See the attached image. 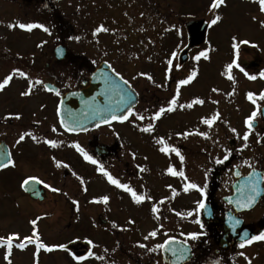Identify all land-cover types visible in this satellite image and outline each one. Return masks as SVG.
<instances>
[{
	"label": "flooded vegetation",
	"instance_id": "obj_1",
	"mask_svg": "<svg viewBox=\"0 0 264 264\" xmlns=\"http://www.w3.org/2000/svg\"><path fill=\"white\" fill-rule=\"evenodd\" d=\"M28 1H6L7 6L3 8L11 17L0 18V23L43 24L49 28L50 34L35 28L39 32L36 40L35 29L29 32L13 27L11 42L9 40L4 45L2 42L8 29L1 31L0 81L13 69H19L33 81L39 79L51 84L49 87L54 91L34 85L30 95L21 96L20 93L28 90L29 85L28 79L18 74H13L9 85L0 90V162H6L9 154L15 162V167L0 169V222L5 228L13 224L21 230L27 228L28 236L32 234L30 221L39 217L36 230L41 241L48 245L63 243L68 248V251L56 249L43 253L45 251L41 249L40 252L45 256H58L62 264H264V241L240 247L245 240L264 232V179H261V189L249 208L240 207L237 201L241 204L246 202L250 192L245 196L236 194L241 192L240 177L251 169L264 177V136L261 134L264 124L251 129L253 135L249 141L240 140L241 131L238 135L236 125L232 126L236 132L227 135V130L221 126L222 121L215 123L217 134L213 135L211 128L202 123L205 117L200 110L210 102L219 104L225 90L218 83L212 85L209 66L191 60V54L189 60L180 63L176 60L177 55L165 54L168 51L161 46L157 53L164 60H147L141 54V60L121 61L116 67L112 55L103 52L104 57L93 62L78 48L70 51L67 48L64 58L57 59L54 49L64 44L62 41L68 32L67 18L63 12H53L57 8L55 0H35L33 6ZM14 36L23 41L15 40ZM55 37L58 40L54 44H41L42 39L51 41ZM195 48L199 46L190 47L189 53ZM169 59L173 65L166 72ZM101 61H107L110 68L137 92L132 109L145 119L139 121L130 116L123 122L112 120L111 126L103 124L86 131H67L57 116L60 97L67 91L83 87ZM245 61L240 64L244 69L260 64V60ZM193 68L197 70V77L180 87L177 103L186 104L198 97L205 101L204 104L194 105L191 109L177 108L152 121L154 112L167 106L176 92L178 81ZM202 69L205 70L204 78L201 77ZM148 75L152 80L147 79ZM56 91H59V96ZM16 114L20 119L14 118ZM150 122L154 124L152 133L140 131ZM23 132H31L39 143L26 137L17 144ZM184 132L193 134L177 135ZM196 133H207V136ZM160 137L178 148L184 160L181 161L175 153H162L159 150L162 145L156 143ZM46 139L57 141L58 146L50 147L44 143ZM76 143L98 164L84 160L72 146ZM248 145H253L254 163L251 166L243 163ZM260 145H263L262 150ZM225 150H228L227 160H223ZM217 159L223 163L217 164ZM56 161L68 167H57ZM99 165H103L121 183L129 184L138 194L152 199L136 204L129 193L109 184L96 171ZM169 166L176 171L183 170L184 177L169 174ZM29 176H35L43 183L30 182L21 188L22 181ZM185 183L202 187L203 195L197 189L185 192ZM45 184L50 187H45ZM51 187L60 191L52 192ZM105 195L109 197L107 204L97 202ZM73 200L77 205L72 203ZM200 200L204 201L205 207L198 209ZM154 204L159 209L155 214L151 211ZM189 212L191 215H187ZM130 220L133 223H129ZM21 230L6 233H18L22 239ZM153 230L157 235L150 240L156 242L146 248L139 247ZM190 232H202L203 235L192 241L187 236ZM169 237L175 239L163 249L156 247ZM88 240L93 243L89 245ZM185 241L190 250L188 257L177 260L170 249L180 248ZM30 246L33 256L41 255L36 253L35 245ZM148 248L154 251L149 252ZM90 251L91 256L88 255ZM133 251L136 256H132ZM69 252L83 255L86 259L74 261Z\"/></svg>",
	"mask_w": 264,
	"mask_h": 264
},
{
	"label": "rangeland",
	"instance_id": "obj_2",
	"mask_svg": "<svg viewBox=\"0 0 264 264\" xmlns=\"http://www.w3.org/2000/svg\"><path fill=\"white\" fill-rule=\"evenodd\" d=\"M6 1L8 0H0V18L8 19L11 15L8 14L7 16L6 8H3L7 6ZM18 1L21 2V0ZM28 2L32 6L35 4V0ZM62 2L64 4L61 7L68 15V32L67 36L64 37L65 41L62 42L66 44L69 51L76 48L84 51L85 55H88L93 62L102 57L103 52L108 56L114 53V62L117 64L120 61L131 59L141 60L134 58V56L140 55L139 50L141 49L148 50L149 55L153 53L156 56H160L157 52L161 50V46H164L165 49L170 47L166 51H172L174 48L181 50L188 46L187 30L190 25L202 19L206 20L207 30L196 51L208 49L209 58H201L200 61L203 65L209 66L208 74L211 77L212 85L220 84L225 92H222L219 104L210 102L205 105L200 110L201 115L209 118L213 114L219 113L218 119L214 123L222 121L221 126L227 130V135L234 134L231 129H233V125H236L235 127L239 129L238 135L241 131L240 140H243L244 133L248 131L245 120L253 111L257 112L255 119L258 124H264L258 113L259 107L264 104V100L259 97V93L264 91V79L259 77V72L264 71V27L252 19L255 16L257 20H264V14L259 12L258 0H225V4L215 11L209 10L211 0H63ZM56 3L58 4L57 1ZM9 8H12V5ZM55 9L59 11L58 8ZM214 15L221 16V20L216 25L209 26ZM7 24H11V21ZM101 25L108 31L93 35L95 29ZM4 29H8V34L2 42L6 45L9 40L11 42L12 28L0 23V34L1 31H6ZM161 32H166L162 39L159 38ZM35 33L37 40L39 38L38 29H35ZM233 37H236L237 41H249L247 45H240L238 56L232 48ZM14 38L20 42L23 41L16 36ZM55 40H58L57 37L51 41L42 39L44 44H54ZM135 44L138 45V49H135L138 50L137 53L133 47ZM194 54L192 53L193 57L196 56ZM193 57L191 60L194 59ZM233 58L237 59L238 64L242 62L241 60L247 62L252 59L260 60V64L255 68L245 69L249 74L256 75L257 79L249 80L240 71L238 73V68L233 67L231 75L234 80H229L226 65L231 63ZM159 60H164V57H159ZM204 75L205 70L202 69L201 77L204 78ZM202 78L200 79L202 80ZM249 92L255 94V104L247 98ZM213 97L214 95H212ZM214 123L210 127V131L216 135L217 130ZM261 134L264 136V131ZM252 135L250 132L247 141L252 140ZM252 147L253 145H248L243 155L245 166H251L254 163ZM260 147L262 150L263 145ZM196 173L197 177L198 172ZM0 230V236L6 237V232L21 230V228L15 224L5 228V225L0 222ZM20 232L21 236H26L28 229H23ZM70 237L71 235L68 236V238ZM143 241L146 247L156 242L150 238ZM31 249L30 245L24 249L13 247L9 256L11 264H33V262L62 264L56 255L45 256L39 251L40 256H35L36 254L33 256ZM5 252L6 247L0 245V264H9L8 260L4 258ZM136 255V252L133 251L132 256Z\"/></svg>",
	"mask_w": 264,
	"mask_h": 264
},
{
	"label": "snow or ice",
	"instance_id": "obj_3",
	"mask_svg": "<svg viewBox=\"0 0 264 264\" xmlns=\"http://www.w3.org/2000/svg\"><path fill=\"white\" fill-rule=\"evenodd\" d=\"M225 4V0H211V4L209 6V10L210 11H215L216 9H219L222 5ZM258 8H259V12L264 14V0H258ZM253 20L257 21V23L260 24L261 27H264V20H257V17L253 16L252 17ZM221 20V16L219 15H214L212 17V19L210 20V24L209 26H213L216 25L219 21ZM9 28H13V27H19L20 29H24L27 31H31L32 29L35 28H39L42 29L45 33H49L50 34V30L48 27H46L43 24H36V23H19L17 25H13V24H8ZM108 31L107 28H104L102 25L97 27L95 29V32L93 33V35H95L96 33L99 32H106ZM76 39H79V37H76ZM233 43H232V48L233 50L236 51V55L238 56L239 54V47L241 44L247 45L249 44L248 40H239L237 41L236 37H233ZM44 42L42 41L41 44H43ZM41 45H37V47H40ZM255 46V45H253ZM61 50L57 49V52L59 53ZM176 55L175 52L172 53V56L174 57ZM201 58L204 59H208V49H205L203 51H200L195 57L194 59L199 61ZM168 64V69H166L167 71L171 70V67L173 65V61L172 59H169L167 61ZM176 67L178 68L179 65H176ZM233 67H236L239 69V71L241 73L244 74V76H246L249 80H255L257 79L256 75H251L249 74L247 71H245V69L243 67H241L238 63H237V59L233 58L231 63L226 65V71L228 73V79L229 80H234L233 76L231 75V71L233 69ZM13 74H18L20 77H24L25 79H28V90L23 91L20 93L21 96H28L30 95L31 89L34 85H42L47 91L51 92L54 91L53 88L49 87V85L45 84L43 81L36 79L35 81H33L32 79L28 78L27 74L19 69H13L12 73H10L9 75L5 76L2 81H0V90L5 89L6 86L9 85L10 81L13 79ZM197 70L195 68H193L184 79H180L177 83V87H176V92L175 94L172 96V98L168 101L167 106H162L160 107L157 111L154 112V114L151 116V120L152 121H156L159 120L166 112L170 113L175 111L177 108L180 109H184V108H188L191 109L194 105H203L204 104V100L200 99V98H194L192 99L190 102L186 103V104H178L177 100L179 97V90L181 86H186L188 84H190L196 77H197ZM116 75L119 76V73H116ZM139 75L143 76L146 75L145 73H139ZM259 77L261 79H264V71L259 72ZM121 79H123L121 77ZM148 80H152V77L150 75L147 76ZM125 84H127V81H124ZM159 87V85H158ZM213 92L217 91L216 89H212ZM56 95L59 96L60 93L59 91H56ZM259 97L261 100H264V91H261L259 93ZM247 98L252 101L253 104L256 103V99H255V94L252 92H249L247 94ZM57 112H59V108L57 109ZM257 112L253 111L251 113V115H249L246 120H245V124L248 127V131H246L243 135V140L247 141L249 138V134L251 132L252 129V122L254 120V118L256 117ZM130 116H135L136 120L139 121H143L145 119V117L143 115H140L136 112L133 111V109L131 107H129L127 109V114L126 115H120V116H116L113 115L111 117V119H105L102 122L105 124H108L109 126H111V121L112 120H118L120 122L123 121H127L129 120ZM219 113L213 114L211 117L209 118H203L202 119V123L205 125H208L209 127H211L213 125V123L218 119ZM15 119H20V115L16 114ZM61 125L67 127L66 125H64V122L61 121ZM137 127H139V125H136ZM69 131H72L73 129L69 128ZM87 129H84V131H86ZM52 131L55 132L56 128L53 127ZM140 131L144 132V133H152L154 131V124L153 123H148L146 126L140 128ZM231 131L233 133L236 132V129H231ZM193 133H188V132H184V133H177L178 136H188L191 135ZM197 135H202V136H207V133H196ZM26 137H30L32 140L37 141V143H39V141L37 140V137L35 135H33L31 132H23L19 135L18 140L16 141L17 144H20L21 142H23ZM44 143L49 145L52 148L57 147V141L52 140V139H46L44 140ZM156 143L158 145H162V147H160V151L162 153H175V155L177 157H179V159L181 161L184 160V157L181 155V152L179 151L178 148L169 145L168 143H166L165 139L163 137H160L158 139H156ZM77 152H79L81 154V156L84 158V160L90 162L93 165H97L98 162L93 159L92 156H90L78 143L72 145ZM246 146V145H245ZM135 154L133 153V156ZM228 159V150H225V155L223 157V160H227ZM223 160L221 159H217L216 163L220 164L223 163ZM57 167H65L67 168L68 165L67 164H61L60 161H56ZM9 166L11 167H15V162L13 161V159L11 158V155L9 154L6 162H0V169H5L8 168ZM96 171L101 173L106 179L107 182L109 184L114 185L115 187L119 188V189H123L126 193H129L131 195L132 200L136 203V204H141L142 202H144L146 199L147 200H151L152 197L151 196H144V195H140L138 194L129 184H125V183H121L119 179L114 178L113 175L111 173H109L104 167L103 165H99L96 168ZM167 172L173 176H180V177H184V172L183 170L180 171H176L172 166H169L167 169ZM73 175H76L75 173H73ZM256 174L255 173H251L250 174V194L246 200V202L244 203H240L239 201H237L238 204H240V207L242 208H249L252 203L255 200L256 195L258 194V190H257V184L254 180H252V177H254ZM261 179H264V177H261ZM30 182H36V183H43V181H38L37 178L35 176H29L27 178H25L20 187L21 188H25L26 185H28ZM80 182L81 184H83V179L80 178ZM45 187H50L49 185L45 184ZM170 187V186H169ZM184 191L187 192L189 189H197L201 195H203L204 193V189L202 187H199L197 184L195 183H185L184 186ZM51 191L52 192H59L60 190L58 188H54L51 187ZM102 201L103 203L107 204L109 201V197L107 195L103 196L100 198L99 201ZM72 203L74 205H77V201L73 200ZM160 203H163V201H160ZM205 204L203 200H200L198 203V209L199 208H204ZM152 213H158L159 209L157 208V206L154 204L151 208ZM177 215H180V213H177ZM187 215H191V213L189 212ZM157 219H159V217H156ZM39 219H33L30 221V224L32 225V234L28 235V236H24L22 239L19 237L18 233H12L7 235L6 237H0V244H3L6 247V252H5V260H8L9 264H11V261L9 259V256L11 254V251L13 249V247H16L18 249H24L26 248L28 245H35V250L36 253H38L41 249H43L46 252H52L53 250L56 249H60V250H64V251H68L67 245L60 243V244H54V245H48L45 244L44 242L41 241L40 236L36 230V225H37V220ZM129 223H133V221H129ZM197 223H199V221L197 220ZM112 227L115 228L116 224L113 223ZM201 227H203L201 225ZM157 235V231L153 230L151 232L148 233L147 236L144 237L145 240L149 239L150 237H155ZM183 235V233H182ZM203 233L202 232H190L187 233L188 238H190L192 241H196L200 236H202ZM175 238L174 237H169V239L165 240L164 243L157 245V248L163 249L165 248L166 245H168L170 243V241H173ZM14 241H16V243L14 244ZM254 241H264V232H260L258 235H254L252 236L250 239L245 240L243 243H241L240 247L243 248L245 246V244H251ZM87 243L89 245H91L93 242L91 240H88ZM141 248H146V245L144 244H139L138 245ZM147 251L152 252L154 251V249L152 248H148ZM170 251L172 252V254L174 256L177 257V260H185L188 257L189 254V248L187 247V241L183 242V245L180 248H172L170 249ZM69 255L72 257V259L74 261L80 262L86 259L85 256L83 255H77L75 253L69 252ZM89 256L92 255V252L90 251L88 253ZM241 256L244 255V253H240Z\"/></svg>",
	"mask_w": 264,
	"mask_h": 264
},
{
	"label": "water",
	"instance_id": "obj_4",
	"mask_svg": "<svg viewBox=\"0 0 264 264\" xmlns=\"http://www.w3.org/2000/svg\"><path fill=\"white\" fill-rule=\"evenodd\" d=\"M206 26L205 21L193 24L189 30L190 43L196 42L202 35ZM57 49L61 51L58 53ZM55 49L57 58H63L65 48L58 46ZM185 57L181 56L182 61ZM135 94L128 84L124 83L118 75L112 73L107 65L100 64L92 73L89 84L80 90L66 93L59 102V119L63 121L65 129L72 131L84 130L100 124L103 120L111 119L113 115H122L135 101ZM264 119V106L260 108ZM256 122H252V127ZM255 181L259 175L257 171H250L242 181L250 186V174ZM249 186L245 185V189Z\"/></svg>",
	"mask_w": 264,
	"mask_h": 264
}]
</instances>
